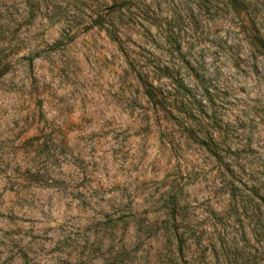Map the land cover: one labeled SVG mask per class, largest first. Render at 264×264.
Here are the masks:
<instances>
[{
    "label": "rangeland",
    "instance_id": "obj_1",
    "mask_svg": "<svg viewBox=\"0 0 264 264\" xmlns=\"http://www.w3.org/2000/svg\"><path fill=\"white\" fill-rule=\"evenodd\" d=\"M2 71L0 264H264V0H0Z\"/></svg>",
    "mask_w": 264,
    "mask_h": 264
},
{
    "label": "trees",
    "instance_id": "obj_2",
    "mask_svg": "<svg viewBox=\"0 0 264 264\" xmlns=\"http://www.w3.org/2000/svg\"><path fill=\"white\" fill-rule=\"evenodd\" d=\"M6 72H7V71H2V72H0V78H1L2 76H4V75L6 74ZM147 96H148L151 100H154V94H153L150 90H147ZM209 150H210V152H211L215 157H218V155H216L217 153L214 152V151H212L211 148H210Z\"/></svg>",
    "mask_w": 264,
    "mask_h": 264
}]
</instances>
